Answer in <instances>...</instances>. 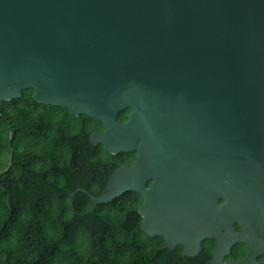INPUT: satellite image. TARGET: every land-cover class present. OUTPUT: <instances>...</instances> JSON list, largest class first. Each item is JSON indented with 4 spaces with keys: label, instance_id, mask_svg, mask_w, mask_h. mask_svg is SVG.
<instances>
[{
    "label": "water",
    "instance_id": "1",
    "mask_svg": "<svg viewBox=\"0 0 264 264\" xmlns=\"http://www.w3.org/2000/svg\"><path fill=\"white\" fill-rule=\"evenodd\" d=\"M27 89L102 122L92 145L136 152L73 198L138 192L167 248L214 240V264H264V0H0V101Z\"/></svg>",
    "mask_w": 264,
    "mask_h": 264
},
{
    "label": "trees",
    "instance_id": "2",
    "mask_svg": "<svg viewBox=\"0 0 264 264\" xmlns=\"http://www.w3.org/2000/svg\"><path fill=\"white\" fill-rule=\"evenodd\" d=\"M34 95L27 89L20 99L0 101V264H214V240L189 257L143 231L138 192L103 204L84 192L73 198L81 188L101 195L136 152L92 145L90 136L105 131L102 122ZM130 114L128 108L119 119Z\"/></svg>",
    "mask_w": 264,
    "mask_h": 264
},
{
    "label": "flooded vegetation",
    "instance_id": "3",
    "mask_svg": "<svg viewBox=\"0 0 264 264\" xmlns=\"http://www.w3.org/2000/svg\"><path fill=\"white\" fill-rule=\"evenodd\" d=\"M149 186H151V183L149 184ZM238 231H240V229ZM248 252H249V248L247 245L243 243L236 244L235 246H233L231 253L226 257V260L244 259L247 256ZM258 259L259 261L264 262V257H259Z\"/></svg>",
    "mask_w": 264,
    "mask_h": 264
}]
</instances>
